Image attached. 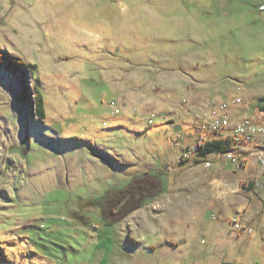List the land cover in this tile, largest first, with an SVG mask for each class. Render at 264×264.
<instances>
[{
  "label": "rangeland",
  "instance_id": "1",
  "mask_svg": "<svg viewBox=\"0 0 264 264\" xmlns=\"http://www.w3.org/2000/svg\"><path fill=\"white\" fill-rule=\"evenodd\" d=\"M263 2L0 0V49L26 66L0 71V264H264L253 147L234 146L242 168L209 156L232 173L180 161L197 119L264 93L249 89L264 80ZM148 172L162 192L121 222L88 205ZM221 207L231 221L217 220ZM244 209L259 223L232 238Z\"/></svg>",
  "mask_w": 264,
  "mask_h": 264
},
{
  "label": "trees",
  "instance_id": "2",
  "mask_svg": "<svg viewBox=\"0 0 264 264\" xmlns=\"http://www.w3.org/2000/svg\"><path fill=\"white\" fill-rule=\"evenodd\" d=\"M7 67L26 68L24 64L17 62L14 57L0 49V71ZM28 67L30 72H32V69L36 66L30 65ZM35 92L37 93L36 90ZM37 97L38 100L35 98L36 110L37 107L38 109L41 107L39 94H37ZM234 146L235 145H233L230 141L217 139L215 137V139L211 142L200 145L198 154L193 156L191 159L181 161V165L185 166L196 160H198V162L203 160L202 164H204L205 161L210 160L209 156L216 154L222 155L226 152L234 151ZM252 188L255 189V181L252 182ZM162 190L163 181L161 176L148 172L144 175L134 177L131 182L125 186V188L111 191L105 198L90 201L88 205H99L101 207V216L104 223L108 226H113L121 222L122 219L134 211L142 208L149 199L160 194Z\"/></svg>",
  "mask_w": 264,
  "mask_h": 264
},
{
  "label": "built area",
  "instance_id": "3",
  "mask_svg": "<svg viewBox=\"0 0 264 264\" xmlns=\"http://www.w3.org/2000/svg\"><path fill=\"white\" fill-rule=\"evenodd\" d=\"M233 104L235 106H246L248 101L239 97L233 101ZM111 106L114 109L113 114L118 115L120 113V108H118L117 103L114 101L111 103ZM228 108L227 103L222 104L219 109L222 111V114L208 124H204L202 128L214 135L217 139L230 141L235 146L248 145L253 147L250 152L258 154L259 163L264 168V126L257 124L254 119L234 123L231 121L230 117L226 115ZM152 120H156L155 115L151 116L150 123H152ZM205 143L207 142L203 137L197 140L191 147L183 152L180 161L193 158V156L198 154L200 145ZM222 156L235 168L244 167L243 161H245V156L241 153L238 154L236 151H229L222 154ZM203 165L206 169H211L214 163L208 160L205 161ZM256 188H259V190L262 188V190H264V172L260 175V178L255 181V190ZM235 227L239 231L246 230L238 221H235Z\"/></svg>",
  "mask_w": 264,
  "mask_h": 264
},
{
  "label": "crops",
  "instance_id": "4",
  "mask_svg": "<svg viewBox=\"0 0 264 264\" xmlns=\"http://www.w3.org/2000/svg\"><path fill=\"white\" fill-rule=\"evenodd\" d=\"M258 3V2H257ZM257 6H258V10H260V11H262L263 13H264V2L263 3H259V4H256ZM264 19V18H263ZM263 22H264V20H263ZM233 25H236V28L239 26L238 25V23H235V24H232V25H229V24H227V23H224V24H221L220 25V27L222 26V27H227V28H230V30L229 29H226V30H228V31H231V27H232V29H233ZM240 29H242V28H240ZM239 29V30H240ZM221 33H222V31H221ZM230 34V33H229ZM228 34V35H229ZM200 40H201V37H195L194 39H193V41H194V43L196 44V45H199L200 44ZM196 41V42H195ZM197 41H199V42H197ZM195 46V45H194ZM241 47L239 46V49H240ZM226 52V51H225ZM241 52L243 53V55H244V57L245 56H248L247 55V53L246 52H244V50H243V48H242V50H241ZM239 56V54H228L227 52L226 53H221V58L222 57H225V59H230V60H228L230 63H232L233 65L235 64V67H236V63L238 62V59L239 58H237ZM242 56V55H241ZM233 57H236V59L235 58H233ZM250 58H248V59H244V64L246 63V65H247V63H252V64H254V58H253V56H249ZM235 62V63H234ZM255 67H257V65H255L254 66V68ZM198 68H200V67H198ZM231 73H234V74H236V72L235 71H232ZM241 73H244V72H239V75L241 76V75H243V74H241ZM253 74H256V75H258L257 74V72H255V73H253ZM233 75V74H232ZM237 75V77H238V74H236ZM239 76V77H240ZM243 83H245V82H243ZM246 85H247V82H246ZM255 87H259L260 89H262L263 90V92H264V80H258V82H256V84H254V86L253 87H251V88H249L250 90L251 89H253V88H255ZM264 94V93H263ZM260 95V96H257V97H254V99H251V100H249V102H248V104L246 105V106H243V107H235L234 106V108L231 110L230 109V119H232V120H234V121H237L236 119H241V121H243V120H248V119H254L259 125H262V126H264V95ZM231 98H232V96H231ZM254 101V102H253ZM118 105H119V103H118ZM110 108L114 111V109L110 106ZM118 108H120V107H118ZM125 107L124 108H120V113L118 114V115H115V116H120V115H122V114H124L125 113ZM196 117H198L197 115H195ZM195 118V117H194ZM197 119V118H196ZM195 119V120H196ZM231 120V121H232ZM172 123V122H171ZM193 128L190 130V134H189V137H191V138H196L195 139V141H194V143L197 141V140H199L200 138H204L205 139V141L208 143V142H211L212 140H214L215 139V136L214 135H212L211 133H209V132H207V131H205L202 127H203V125L204 124H202L201 122H200V120L199 119H197V121H195V124L193 123ZM182 125L181 124H177V125H175V127L180 131V132H183V127H181ZM181 134H183V133H181ZM181 143V142H180ZM182 143L184 144V141H182ZM182 144V145H183ZM212 156V155H211ZM224 159V158H223ZM225 160V159H224ZM230 163V162H229ZM189 164H193V163H189ZM231 164V163H230ZM222 165V164H221ZM195 167H198V168H204L205 169V167H204V165L203 164H200V165H198V166H195ZM205 170H208V171H218L220 174H225V173H232V172H234V168L232 167V169L231 170H229V171H227V170H224V169H222V168H220L219 170H216V166H214V168L213 169H205ZM254 190V188H252V183H250L248 186H247V191H253ZM225 199V198H224ZM218 213V218H217V220H223V221H231V218H229L228 217V211L227 210H224V207H221V208H219V212H217ZM262 212L261 211H256V213H250L249 211H247L246 209H244V210H235V216L237 217V219L235 220V221H238L240 224H242V226L243 227H245V229H248V230H252V225H254V223H259L258 222V219H259V217H260V214H261ZM240 232L241 231H239V230H237L236 228H234V230H232V231H230V237H232V238H238V239H240L241 237H240ZM244 232V231H243ZM14 244H16V243H14ZM0 253H2V256H4V258H5V260L7 261L8 259H7V256H6V252L4 253L3 252V247L2 248H0Z\"/></svg>",
  "mask_w": 264,
  "mask_h": 264
}]
</instances>
